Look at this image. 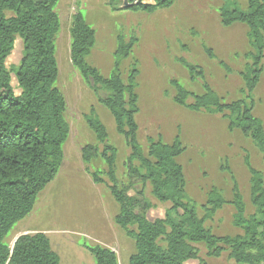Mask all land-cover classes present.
<instances>
[{
  "label": "trees",
  "instance_id": "obj_1",
  "mask_svg": "<svg viewBox=\"0 0 264 264\" xmlns=\"http://www.w3.org/2000/svg\"><path fill=\"white\" fill-rule=\"evenodd\" d=\"M136 5L130 11L153 13L170 8L174 0H127ZM242 10L234 1L224 0L219 10L224 28L242 24L247 28L250 62L240 73L244 84L243 99L226 103L204 82L202 71L180 60L192 81L202 80L203 94L187 91L177 82L173 101L190 112L204 111L227 119L228 129L238 131L264 154V128L253 115V93L259 83L264 64V0H245ZM58 0H0V264H59L48 238L42 233L19 236L13 248L5 243L11 229L33 210L38 194L56 177L63 161V146L69 136L64 113L66 102L56 87L58 66L54 38L60 29L55 13ZM112 11L125 10L122 0H109ZM21 41V58L17 66L6 68L5 62ZM136 40L119 37L112 71L107 77L90 67L86 59L95 46V31L77 12L70 28V60L83 81L88 83L97 101L111 115L129 155L123 166L126 181L118 180L115 171L117 150L109 144L105 126L91 111L85 117L97 145L81 149L84 164L100 158L106 165V187L118 206L115 224L134 241L135 253L128 264H187L198 262L196 245L204 244L209 256L218 257L224 251L236 264H264V176L253 169L246 159L249 172L250 204L246 213L241 194L234 185L230 205L234 225L241 231L235 237H217L205 228L227 202L212 188L202 206L204 217L185 192L183 169L178 158L183 147L178 137L170 144L160 139H148L146 154L138 143L136 115L139 112L132 68L127 83L121 78L120 64L127 59ZM213 57L210 50H205ZM221 65L228 70L224 63ZM12 76L16 88L12 86ZM100 92L105 97L100 96ZM100 146L101 148H99ZM88 171V170H87ZM89 172V171H88ZM101 172H91L95 184L104 183ZM161 204H168L161 218L150 221L153 205L146 198V189ZM95 264H118L116 254L100 245L84 244Z\"/></svg>",
  "mask_w": 264,
  "mask_h": 264
},
{
  "label": "rangeland",
  "instance_id": "obj_2",
  "mask_svg": "<svg viewBox=\"0 0 264 264\" xmlns=\"http://www.w3.org/2000/svg\"><path fill=\"white\" fill-rule=\"evenodd\" d=\"M231 1L244 11L247 9L245 0ZM143 3L154 2L144 0ZM223 4L224 0H174L170 8L145 13L126 8L114 12L109 0H58L55 13L60 29L54 38L58 66L55 85L66 102L64 118L69 136L56 177L38 194L32 212L8 233L7 245L11 247L22 234L42 233L58 256L59 264H95L84 244L112 250L118 264H128L135 253L134 241L114 221L119 210L105 184L106 165L100 158L84 164L80 155L83 147L97 145L85 122V117L93 111L105 126L109 144L117 150L116 176L119 181H126L123 163L129 149L116 133L111 115L98 103L91 86L83 81L70 60V28L77 12L95 31V46L86 62L104 77L112 71L118 38L136 40L129 57L121 62L120 72L125 84L132 68L138 72L135 93L139 112L135 119L139 145L146 154L149 138L170 144L178 137L183 147L178 163L183 169L185 192L198 216L204 217L202 206L212 188L227 202L211 219L205 220V228L217 237L241 234L234 225L235 211L230 205L234 185L242 196L246 213H252L246 159L264 176V154L249 138L230 131L225 117L204 111L190 112L176 105L171 84L177 82L189 92L203 94L202 80H191L180 64L183 60L202 71L204 82L222 101L243 99L240 73L250 62L246 55L251 52L247 28L242 24L224 28L219 17ZM206 49L210 50L212 58ZM20 58L21 41L17 39L5 62L6 68L17 66ZM221 63L226 65L227 71ZM12 86L17 91L13 76ZM100 96L105 97V94L100 92ZM253 100V115L261 120L264 128V64ZM91 172H101L104 183L95 184ZM149 192L147 188L146 198L153 209L147 217L153 221L161 218L169 205L157 202ZM196 248L198 258L205 264H236L228 251L214 257L208 255L204 244Z\"/></svg>",
  "mask_w": 264,
  "mask_h": 264
},
{
  "label": "water",
  "instance_id": "obj_3",
  "mask_svg": "<svg viewBox=\"0 0 264 264\" xmlns=\"http://www.w3.org/2000/svg\"><path fill=\"white\" fill-rule=\"evenodd\" d=\"M138 1H140V0H138ZM122 2H123V7L126 8V9L136 5V2L132 3V4H129L127 0H122ZM15 241H16V239L14 240V242H13V244L11 246V249L13 248V245H14Z\"/></svg>",
  "mask_w": 264,
  "mask_h": 264
},
{
  "label": "crops",
  "instance_id": "obj_4",
  "mask_svg": "<svg viewBox=\"0 0 264 264\" xmlns=\"http://www.w3.org/2000/svg\"><path fill=\"white\" fill-rule=\"evenodd\" d=\"M23 235V234H22Z\"/></svg>",
  "mask_w": 264,
  "mask_h": 264
}]
</instances>
